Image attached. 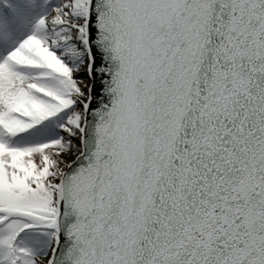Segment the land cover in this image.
<instances>
[{
	"label": "snow or ice",
	"instance_id": "1",
	"mask_svg": "<svg viewBox=\"0 0 264 264\" xmlns=\"http://www.w3.org/2000/svg\"><path fill=\"white\" fill-rule=\"evenodd\" d=\"M0 264H264V0H0Z\"/></svg>",
	"mask_w": 264,
	"mask_h": 264
}]
</instances>
